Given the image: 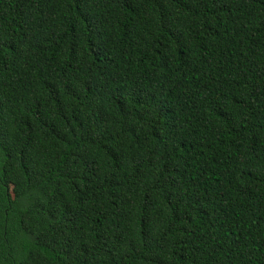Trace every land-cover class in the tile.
I'll return each instance as SVG.
<instances>
[{
    "label": "trees",
    "instance_id": "16d2710c",
    "mask_svg": "<svg viewBox=\"0 0 264 264\" xmlns=\"http://www.w3.org/2000/svg\"><path fill=\"white\" fill-rule=\"evenodd\" d=\"M0 264H264V0H0Z\"/></svg>",
    "mask_w": 264,
    "mask_h": 264
}]
</instances>
